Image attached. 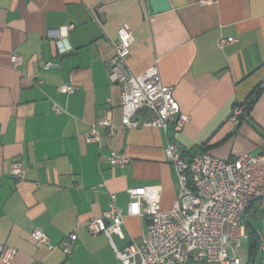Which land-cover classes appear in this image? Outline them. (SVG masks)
<instances>
[{
  "label": "crops",
  "instance_id": "1",
  "mask_svg": "<svg viewBox=\"0 0 264 264\" xmlns=\"http://www.w3.org/2000/svg\"><path fill=\"white\" fill-rule=\"evenodd\" d=\"M167 1V10L153 13L149 0H0V244L17 249L9 264H122L109 238L90 235L86 222L102 215L110 192L125 212L131 186H156L160 206L169 209L179 184L165 156L168 140L185 157L264 153V0ZM122 24L135 37L127 68L139 74L157 60L162 83L189 117L183 130L119 128L121 88L109 81L107 61ZM221 37L235 39L220 48ZM14 53L21 57L16 68ZM47 61L59 66L45 69ZM68 81L78 89L60 92ZM244 100L248 108L235 123L233 107ZM106 115L116 133L100 126L99 138L87 142L92 123ZM113 151L128 162L112 165ZM16 162L21 179L11 173ZM145 223L125 215L126 238L114 235L116 246L140 242ZM34 228L55 247L36 242ZM71 230L73 251L65 255L61 242ZM253 255L237 252L260 264Z\"/></svg>",
  "mask_w": 264,
  "mask_h": 264
},
{
  "label": "built area",
  "instance_id": "2",
  "mask_svg": "<svg viewBox=\"0 0 264 264\" xmlns=\"http://www.w3.org/2000/svg\"><path fill=\"white\" fill-rule=\"evenodd\" d=\"M210 1L201 0V3ZM71 27H63L62 34ZM116 34L113 53L107 61V76L110 82L119 84L121 88L119 128L123 131L132 127L158 126L166 130L171 126L174 131L183 130L189 117L180 111L172 87L162 83L157 60L143 72L133 74L124 57L135 40L134 34L127 24L120 25ZM234 39L221 37L218 46L223 48ZM61 49L65 50V47ZM20 63V55L12 54L11 65L16 68ZM57 66V61L44 64L45 69ZM57 89L70 94L78 89V85L68 81ZM52 107L55 112L62 110L56 104ZM247 108L246 100L235 104L230 119L237 123ZM100 126L107 127L109 135L118 130L109 115L99 117L86 134L87 142L99 138ZM165 156L173 164L179 184L172 206L162 209L156 186H131L126 188L128 202L124 212L116 203V194L110 192L102 215L86 222L88 233L105 234L122 264H188L189 261L250 264L242 261L237 251L242 247V240L248 238L243 213L257 197L264 225V153L244 152L223 159L201 152L185 157L179 145L168 140ZM128 160L124 152L113 151L109 156L112 165H123ZM11 173L17 179L24 177V169L19 162L13 164ZM125 215L144 216L145 229L140 242L131 240L118 248L113 236L126 238ZM30 234L48 249L55 247L41 229L34 228ZM74 238L73 230L64 235L61 250L65 255L72 253ZM16 253L15 247L0 244L3 263L9 264ZM256 254L260 264H264V231L258 236Z\"/></svg>",
  "mask_w": 264,
  "mask_h": 264
},
{
  "label": "rangeland",
  "instance_id": "3",
  "mask_svg": "<svg viewBox=\"0 0 264 264\" xmlns=\"http://www.w3.org/2000/svg\"><path fill=\"white\" fill-rule=\"evenodd\" d=\"M258 204L259 201L255 200V202L251 205L249 209V218L258 233L260 234L263 231V221H262V216L261 212L258 209ZM248 251V238L242 240V247L238 249V254L240 257H245ZM230 253V251H229Z\"/></svg>",
  "mask_w": 264,
  "mask_h": 264
},
{
  "label": "water",
  "instance_id": "4",
  "mask_svg": "<svg viewBox=\"0 0 264 264\" xmlns=\"http://www.w3.org/2000/svg\"><path fill=\"white\" fill-rule=\"evenodd\" d=\"M149 4L151 6V10L153 13L162 12L169 8V3L167 0H149ZM258 198L259 197L255 198L254 200ZM243 219L250 228H252L253 230H256L254 225L251 223V221L246 217L245 212L243 213ZM255 255H256V252L254 253L252 257V260H254Z\"/></svg>",
  "mask_w": 264,
  "mask_h": 264
},
{
  "label": "trees",
  "instance_id": "5",
  "mask_svg": "<svg viewBox=\"0 0 264 264\" xmlns=\"http://www.w3.org/2000/svg\"><path fill=\"white\" fill-rule=\"evenodd\" d=\"M254 202L252 201L246 208L245 213L247 212V210L250 208V206L253 204ZM246 229H247V234H248V253L249 256L251 257L257 250V244H258V232L257 230H253L252 228H250L247 224H246Z\"/></svg>",
  "mask_w": 264,
  "mask_h": 264
}]
</instances>
